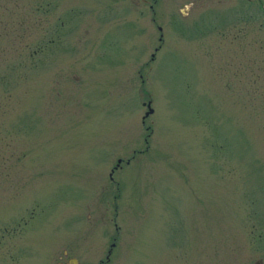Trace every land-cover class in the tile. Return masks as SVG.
<instances>
[{
  "label": "rangeland",
  "instance_id": "374dc122",
  "mask_svg": "<svg viewBox=\"0 0 264 264\" xmlns=\"http://www.w3.org/2000/svg\"><path fill=\"white\" fill-rule=\"evenodd\" d=\"M263 10L0 0V264H264Z\"/></svg>",
  "mask_w": 264,
  "mask_h": 264
},
{
  "label": "flooded vegetation",
  "instance_id": "af4514ba",
  "mask_svg": "<svg viewBox=\"0 0 264 264\" xmlns=\"http://www.w3.org/2000/svg\"><path fill=\"white\" fill-rule=\"evenodd\" d=\"M118 166H114L113 169L115 170ZM109 180L112 181L111 178ZM104 193H105V198L108 197V199L106 201L108 211L112 210V215L114 214L113 217L115 219L116 209H117L115 199L117 198V196L115 195V193L111 192L110 190L103 191L102 195H104ZM111 201H112V203H111ZM110 214H111V212H110ZM28 220L30 221L31 217H29ZM26 223L27 222H23L22 224L26 225ZM18 226H19V224H18ZM114 249H115V244L111 243L109 245L107 251H106L104 261L98 260L97 264H103V263L107 264L109 262V257L111 255V253L114 251ZM72 250L73 249L71 248V246L68 247V245H66L65 248H63L61 255L57 257V260L54 262V264H80V259H79V257H77L78 252H76V254H73Z\"/></svg>",
  "mask_w": 264,
  "mask_h": 264
},
{
  "label": "water",
  "instance_id": "95a60500",
  "mask_svg": "<svg viewBox=\"0 0 264 264\" xmlns=\"http://www.w3.org/2000/svg\"><path fill=\"white\" fill-rule=\"evenodd\" d=\"M146 108H147V111H146V113H145L144 116H147L148 113H151V111H152V110L149 108V104L146 105Z\"/></svg>",
  "mask_w": 264,
  "mask_h": 264
}]
</instances>
